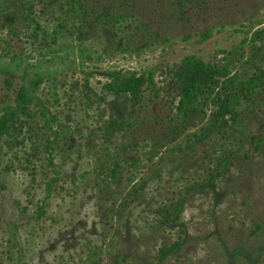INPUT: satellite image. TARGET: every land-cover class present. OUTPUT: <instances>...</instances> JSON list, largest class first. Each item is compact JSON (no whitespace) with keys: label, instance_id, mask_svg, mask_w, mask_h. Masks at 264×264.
<instances>
[{"label":"rangeland","instance_id":"374dc122","mask_svg":"<svg viewBox=\"0 0 264 264\" xmlns=\"http://www.w3.org/2000/svg\"><path fill=\"white\" fill-rule=\"evenodd\" d=\"M185 57L263 74L264 0H0V114L39 99L0 137V264H264V83L189 146L225 98L177 111Z\"/></svg>","mask_w":264,"mask_h":264},{"label":"trees","instance_id":"16d2710c","mask_svg":"<svg viewBox=\"0 0 264 264\" xmlns=\"http://www.w3.org/2000/svg\"><path fill=\"white\" fill-rule=\"evenodd\" d=\"M182 74V83L180 87V96L178 99L177 111L184 117H189L193 112L194 104L196 100L206 95L204 92V86H206V80L211 79L214 75H220L222 77L221 91L224 95V100L220 102V110L216 112V115L212 123L202 128L198 134H193L191 138L187 140L189 146L199 143L204 137L213 133L214 131L222 128L223 112L234 113V105L240 96L253 95L255 89L264 83V73L259 76H252L247 78H238L236 75H229L225 69L217 68V66L205 64L199 59L193 57H185L182 61L180 68ZM149 84L152 86L150 77H136L130 75L128 77L119 78L118 75H114L112 81L109 84H105L103 87L106 90L113 91L114 93L128 94L130 97H137L140 88ZM204 85V86H203ZM33 101H39L35 95V83L33 80L27 84V86H21L14 98V104L7 106L0 114V137L5 134L9 128L13 119L17 116L18 112L25 109V106L30 105ZM40 116L46 125H49L51 121L47 116L49 113L45 111V108L41 106ZM48 185L50 184L47 183ZM179 203H176L175 210H178ZM179 244L173 243L171 246L162 247L159 250V259L162 260L166 254L176 250ZM19 264H25L22 261Z\"/></svg>","mask_w":264,"mask_h":264}]
</instances>
